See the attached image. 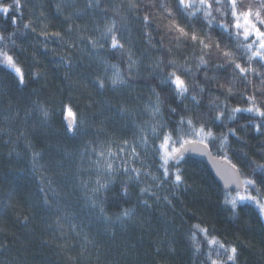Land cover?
<instances>
[{
  "label": "trees",
  "instance_id": "obj_1",
  "mask_svg": "<svg viewBox=\"0 0 264 264\" xmlns=\"http://www.w3.org/2000/svg\"><path fill=\"white\" fill-rule=\"evenodd\" d=\"M87 2L22 0L19 30L24 31V23L36 21L43 12L49 32L61 31L65 41H75L79 29H86L84 35L95 36L96 26L102 27L106 16L112 17L120 9V15L127 18L121 38L134 54L133 59L138 60V67L131 75L125 72L128 79L125 86L100 90L93 86L94 81L111 74L110 71L105 74L100 60L106 57L109 64H119L124 70L126 54L109 53L105 48L96 55L86 41L71 49L67 43L55 40L45 46L43 38L30 30L16 39L18 47L14 54L24 69L25 85L19 86L14 74L0 70V264H202L204 257L194 254L190 240V231L196 224L207 227L211 236L226 245H235L236 264H264V219L258 207L245 201L233 213L223 203L225 192L206 165L188 156L179 164L184 181L179 187L169 181L155 188L150 177H142L140 184L129 186L125 196L122 194L125 177L115 179L103 194V207L113 221L124 208H134L135 214L123 224L105 223L99 210L86 201L81 181H94L96 177H89V157L83 155L85 145L109 141L118 144L125 139L132 142L137 132L135 125L148 119L146 105L155 102L153 89L164 101L161 119L169 123L177 121L183 105L167 86L160 84L161 76L153 71L152 64L157 58L165 62L176 59L184 64L188 57L192 61L189 66L195 67L192 48L177 47L168 38L161 45L162 31L155 24L149 29L155 46H149L141 20L127 11V0H101V9H87ZM171 2L175 7V0ZM59 5L63 7L58 10ZM78 11L84 14L66 20ZM12 15L18 14L10 13L7 19L0 14V34L17 31L11 24ZM69 24L74 29L71 34L67 32ZM37 73L38 76L34 75ZM198 75L203 78V73ZM208 75H213L211 68ZM220 75L223 77L224 73ZM208 89L203 105L193 107L191 115H203L208 96L219 95L213 85H208ZM241 90L242 86L237 85L235 91ZM220 98L223 100V96ZM40 104L49 109L47 120L36 110ZM65 104L86 117V125L75 136L67 134L64 128ZM237 104L246 106L238 97L230 99V107ZM170 106L177 107L176 115L169 113ZM246 124L247 120L240 118L229 125L238 129L240 137L239 141L230 137L229 155L243 178L259 181L262 173L253 172L251 161L264 162V148L260 147L264 135L249 127L241 128ZM213 130L217 134L225 131L223 126H214ZM112 146L115 148L116 144ZM33 153H38L36 161ZM213 154L217 155L215 151ZM142 159L153 165L149 170L157 174L151 157L142 154ZM146 185L153 186L156 196L141 197L140 188ZM142 199L149 206L142 204Z\"/></svg>",
  "mask_w": 264,
  "mask_h": 264
},
{
  "label": "snow or ice",
  "instance_id": "obj_2",
  "mask_svg": "<svg viewBox=\"0 0 264 264\" xmlns=\"http://www.w3.org/2000/svg\"><path fill=\"white\" fill-rule=\"evenodd\" d=\"M62 7L63 5H59L58 10ZM86 7L101 9V0H88ZM104 11L106 16V10ZM127 11L134 12L136 18L141 20L149 46H155L149 30L155 24L157 30L162 31L161 45L168 38L169 43L174 42L177 47L187 45L192 48L195 67L189 66L192 61L188 57H185L184 64L176 59L165 62L163 58H157L152 64L153 71L161 76L160 84L167 86L175 100L183 105L177 121L169 123L161 119L164 101L161 94L153 89L155 102L146 105L148 119L143 124L135 125L137 132L132 142L125 139L118 144L109 141L89 142L85 145L83 155L89 157V177H96L94 181H81L86 201L93 209L99 210V217L105 223L123 224L135 214L134 208H124L113 221L111 216L106 215L103 207V194L111 188L117 177H125L122 181V194L125 196L128 195L129 186L133 183L140 184L142 177H150L155 188H160L169 181L179 187L184 182L180 162L187 153H198L208 155L213 160L225 189L229 185H235V195L226 191L223 198V203L233 213L242 202L248 201L254 203L260 215L264 216V162L251 161V165H254L253 172L260 170L262 173L259 181L249 177L241 179V170L229 155L230 137L240 140L238 129L229 125L238 119L247 120V124L241 125V128L249 127L255 133L264 135V0H175V7L171 0H151L147 4L145 0H127ZM13 12L18 14L11 17V24L17 31L8 35L0 34V70L14 74L19 86L26 83L25 73L14 50L18 47L16 39L22 38L29 30L42 37L45 46L49 41L55 40L67 43V47L71 49L77 43L86 41L96 55L105 48L109 53L119 52L121 56L126 54L127 67L124 70H121L119 64H109L106 57L100 60L105 74L109 71L111 73L94 81L93 86L100 90L107 86L113 90L125 86L128 83L125 72L131 75L138 67V60L133 59L134 54L130 48H126L121 38L127 26V18L120 15V9H116L114 16H106L102 27L99 24L96 26L95 36L84 35L86 29L76 26L79 29L77 39L70 42L65 41L61 31H48L49 25L44 23L46 17L43 12L36 21L25 22L24 31H20L18 22L23 19L22 0H0V14L7 19L8 14ZM83 14L75 12L66 17V20L79 18ZM73 31V26L69 24L67 32L71 34ZM171 51L170 48L169 52ZM70 63L69 60V66ZM210 68L213 70L211 76L208 75ZM221 72L224 73L223 77ZM199 73H203L202 79ZM210 84L219 91V95L208 96L207 110L203 115H191L193 107L203 105ZM237 85L242 86L239 92L235 91ZM237 97L245 101L246 106L237 104L230 107V99ZM36 110L44 120L49 118L46 105L40 104ZM62 113L65 131L70 136H75L86 125V117L78 114L70 104L63 105ZM169 113L176 115L177 107L170 106ZM245 113L248 114L246 117L238 115ZM214 126H223L225 131L217 134L213 130ZM113 144H116L115 148ZM260 147L264 148V142ZM213 151L219 158L213 156ZM220 153L223 155H219ZM142 154L151 157L157 174L149 170L153 165L147 164L142 159ZM37 157L38 153H33L34 161ZM43 180L42 177V182ZM152 189V185L141 187V197L156 196ZM49 190L54 192V189ZM41 191L45 189L42 188ZM156 198L159 199L158 196ZM140 202L149 206L146 199ZM45 203L48 204L47 198ZM57 223H61L60 217H57ZM72 227L75 230V225ZM190 240L194 254L204 257L202 264H236L237 247L228 246L211 236L207 227L193 225Z\"/></svg>",
  "mask_w": 264,
  "mask_h": 264
},
{
  "label": "water",
  "instance_id": "obj_3",
  "mask_svg": "<svg viewBox=\"0 0 264 264\" xmlns=\"http://www.w3.org/2000/svg\"><path fill=\"white\" fill-rule=\"evenodd\" d=\"M185 156H188L192 159L203 162L208 170L211 172L213 178L216 182L221 186L224 192H235V185H229L227 189H225L224 181L217 175V166L213 164V160L208 155L198 154V153H187ZM214 157L219 158L217 155L213 154ZM223 163V161H221ZM242 179V175H241Z\"/></svg>",
  "mask_w": 264,
  "mask_h": 264
},
{
  "label": "bare ground",
  "instance_id": "obj_4",
  "mask_svg": "<svg viewBox=\"0 0 264 264\" xmlns=\"http://www.w3.org/2000/svg\"><path fill=\"white\" fill-rule=\"evenodd\" d=\"M242 179H244L243 177H242ZM221 187V186H220ZM222 189V188H221Z\"/></svg>",
  "mask_w": 264,
  "mask_h": 264
},
{
  "label": "rangeland",
  "instance_id": "obj_5",
  "mask_svg": "<svg viewBox=\"0 0 264 264\" xmlns=\"http://www.w3.org/2000/svg\"><path fill=\"white\" fill-rule=\"evenodd\" d=\"M252 203V202H251ZM254 204V203H253ZM263 219H264V216H263Z\"/></svg>",
  "mask_w": 264,
  "mask_h": 264
}]
</instances>
